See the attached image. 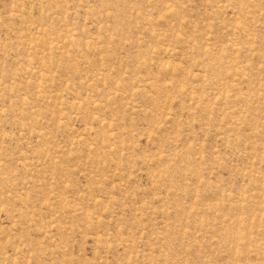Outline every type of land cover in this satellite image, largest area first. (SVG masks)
<instances>
[{
    "label": "rangeland",
    "instance_id": "1",
    "mask_svg": "<svg viewBox=\"0 0 264 264\" xmlns=\"http://www.w3.org/2000/svg\"><path fill=\"white\" fill-rule=\"evenodd\" d=\"M0 264H264V0H0Z\"/></svg>",
    "mask_w": 264,
    "mask_h": 264
}]
</instances>
